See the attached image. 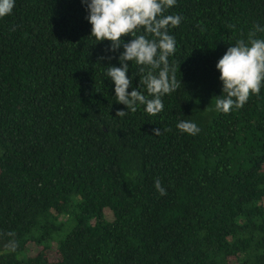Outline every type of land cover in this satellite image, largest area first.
Wrapping results in <instances>:
<instances>
[{
  "label": "trees",
  "instance_id": "obj_1",
  "mask_svg": "<svg viewBox=\"0 0 264 264\" xmlns=\"http://www.w3.org/2000/svg\"><path fill=\"white\" fill-rule=\"evenodd\" d=\"M87 2L15 0L0 18V264H264V83L215 109V65L264 28V0L166 9L182 17L168 29L179 87L156 115L116 101L106 72L123 47L90 34ZM125 63L127 90L147 95Z\"/></svg>",
  "mask_w": 264,
  "mask_h": 264
},
{
  "label": "clouds",
  "instance_id": "obj_2",
  "mask_svg": "<svg viewBox=\"0 0 264 264\" xmlns=\"http://www.w3.org/2000/svg\"><path fill=\"white\" fill-rule=\"evenodd\" d=\"M84 2V0H82ZM176 0H88L87 20L91 24V35L96 41H110V50L121 46L123 51L118 56L120 66L108 65L106 76L114 82L116 101L125 105L127 110L137 111L138 105H144L149 115L163 111L161 97L170 94L179 87L175 78V69L169 67L168 57L176 50L174 36L169 34V27L178 26L182 17L165 14L166 9L173 7ZM15 0H0V18L11 14ZM249 32L247 40H237L229 46L218 59L215 67L219 70L222 81V92L217 96L215 109L228 113L233 107L239 109L247 102L250 95H259L264 83V39L257 38V31H264L259 25ZM139 29L144 34L137 35ZM151 35L153 39H149ZM131 36L127 43L122 37ZM126 61H135L141 66L143 75L139 80L146 88L147 95L133 88L127 90L132 80L126 74L129 65ZM147 67V71H145ZM158 70V71H157ZM172 72L170 76L169 73ZM126 110L117 109L116 116H125ZM177 128L190 135H196L200 129L191 121H180ZM153 134L161 130L154 128ZM154 186L160 195L166 190L159 179Z\"/></svg>",
  "mask_w": 264,
  "mask_h": 264
}]
</instances>
